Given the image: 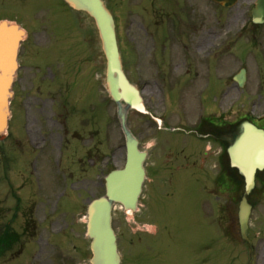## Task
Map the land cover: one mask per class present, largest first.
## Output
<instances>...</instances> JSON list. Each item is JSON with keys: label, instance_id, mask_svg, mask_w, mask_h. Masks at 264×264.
Returning a JSON list of instances; mask_svg holds the SVG:
<instances>
[{"label": "rangeland", "instance_id": "374dc122", "mask_svg": "<svg viewBox=\"0 0 264 264\" xmlns=\"http://www.w3.org/2000/svg\"><path fill=\"white\" fill-rule=\"evenodd\" d=\"M109 2L118 16L123 18L122 9L127 0ZM133 2L145 4V0ZM166 12L170 15L165 16L161 27H155L156 32H120L119 41L127 74L140 88L154 90L153 94H149L145 88V98H151V102H162L164 94L159 96L152 84L148 87L143 81L157 77L159 72L170 71L176 63L181 62L180 65H183L186 47L184 45L223 46V49L214 52L215 64L212 68L214 82L222 76H229V99L224 101L223 107L230 101L231 120L239 119L242 112L253 108L255 115L263 114L264 25L258 32L253 30L251 24L243 30L250 14L248 0H240L229 9L198 0L197 11L192 20L183 14V17H179L178 6L174 9L166 7ZM75 14L77 13L71 9L70 18ZM3 17H9V14L3 12L0 5V19ZM32 17L27 21V25H30ZM84 26L88 27L86 23L82 25ZM75 29L71 23L65 28L69 32L66 48L70 56L71 77L72 71L78 66L80 68L78 60L87 58L84 52L82 54V48L77 45L79 36L75 34ZM163 39V43L170 46L163 54L166 55V63H162L160 52L156 55L152 53L153 45L161 43ZM196 60L199 62L201 59ZM105 67L104 54L97 44L99 148L98 155L96 149L92 158L86 154L93 149V139L91 138V142L85 140L81 145L65 141L61 137V123L52 121L57 118L55 112L36 113L37 121L24 126L22 116L13 110L11 134L4 142H0V230L9 223L13 233L21 235L5 256H0V264H90V241L86 234L83 235V231H86L85 216L88 203L104 193L101 178L108 168L120 167L125 160L124 136L116 115V104L110 99L105 88ZM241 68H246L247 75L244 90L238 89L233 80V76ZM83 69L87 71L88 65L85 64ZM198 70L200 67L197 69L194 66L190 70L191 74L185 76L193 78ZM90 76L93 77L94 74L91 72ZM172 83L169 82V86H166L168 97L180 90L178 84ZM176 112L173 107L172 113ZM42 120L45 127L36 128L41 125ZM144 121L141 113L130 110L128 123L137 135L142 136ZM91 130L93 132V127ZM40 135H45L48 139L42 148L33 144ZM153 141L152 139L149 142ZM252 199L255 202L250 218V235L254 239L257 230L261 231L258 236L264 237L263 189L258 187ZM223 200L221 196L218 197L220 206ZM237 200L238 196H231L229 209L225 210L224 205L222 210L220 207L218 217L214 198L213 220L211 218V222H207L202 217L206 214L203 205L202 215H198V220L190 229L185 226L177 229L174 224L176 215L172 214L168 217L171 223L169 234L166 235L160 251L154 247L144 251V242L137 240L145 237H142V227L128 222L129 216L127 217L119 206L114 211V227L122 242L129 243L131 238H135L133 244H129L132 248H128V258L132 264H264V239H261L257 251H254L256 256L253 257L248 245L240 236ZM187 202L192 203L191 200ZM17 205L19 207L15 209ZM136 221L139 224L150 221L142 207L141 212L136 214ZM152 239L154 238L150 237L149 241ZM72 241L79 246L77 250L72 249ZM79 250L81 251L78 253ZM130 261L125 260V264H131Z\"/></svg>", "mask_w": 264, "mask_h": 264}, {"label": "flooded vegetation", "instance_id": "af4514ba", "mask_svg": "<svg viewBox=\"0 0 264 264\" xmlns=\"http://www.w3.org/2000/svg\"><path fill=\"white\" fill-rule=\"evenodd\" d=\"M133 1L124 4L123 18L115 11L118 32H155V27H161L165 16L170 15L166 7L174 9L178 6L179 17H183V14L192 20L198 2L145 0L142 5ZM203 1L212 3V0ZM248 1L253 3L255 0ZM0 5L9 17L21 20L27 30L13 85V104L17 113L25 124H34L37 121L36 113L55 112L57 118L52 121L61 123V137L76 145L84 144L85 140L91 142L92 138L93 149L88 154L94 155L97 149L98 155L96 32L83 30L81 24H73L79 28V32H75L79 36L77 45L87 58L78 60L80 68H75L71 77L70 56L66 48L69 32L65 30L70 23L68 6L60 0H0ZM30 17L31 23L27 25ZM184 46L183 65L179 62L171 65L170 71L157 70V77L143 81L148 87L152 84L159 96L164 94L162 102H151V98H146L150 114L144 122L140 139L143 150L147 152L143 209L158 229L157 236L151 241L150 236L145 237V251L151 247L160 251L164 229L171 224L168 217L172 214L176 215L174 224L177 229L182 226L190 229L197 221L196 216L202 215L201 207L204 204L206 214L202 217L208 222L215 194H221L228 208L230 175L233 173L237 176V171L230 166L229 157L231 130L235 126L231 124L228 101L223 107L228 99L229 77L222 76L214 82V65L210 60L212 46ZM169 47L167 44L154 45L153 48L158 50H152V53L156 55L160 52L162 63H166L167 58L163 54ZM197 58L201 60L198 62ZM85 64L89 67L87 71L83 69ZM194 66L197 69L200 67L195 77L185 76L191 74ZM91 72L93 77L90 76ZM184 80L190 82L184 83ZM169 82L178 84L181 90L173 93L171 98L166 89ZM147 92L153 94L154 90L150 88ZM173 107L176 113H172ZM154 113L160 116L161 123ZM258 125L264 127V124ZM44 127L43 120L41 125L36 126L40 129ZM152 139L154 141L150 143ZM46 140V136L40 135L35 142ZM189 200L191 204L187 202ZM128 244L121 241V250L126 251Z\"/></svg>", "mask_w": 264, "mask_h": 264}, {"label": "water", "instance_id": "95a60500", "mask_svg": "<svg viewBox=\"0 0 264 264\" xmlns=\"http://www.w3.org/2000/svg\"><path fill=\"white\" fill-rule=\"evenodd\" d=\"M76 10L86 12L95 22L106 58V83L111 97L118 105V114L126 137V162L123 168L112 171L106 180V194L94 199L88 207L87 234L91 238V264H120L117 239L112 227L111 211L115 202L126 209H135L145 179L146 152L127 125L130 109L144 112L142 96L127 79L118 48L115 20L103 0H66ZM231 2L228 3L230 5ZM254 21H264V0L254 10ZM23 31L16 24L0 23V137L8 125L9 101L16 56ZM243 85L245 70L236 76ZM231 165L244 176L245 188L239 205V224L243 238H248L251 212L249 195L255 187L257 170L264 169V130L244 121L230 145Z\"/></svg>", "mask_w": 264, "mask_h": 264}]
</instances>
